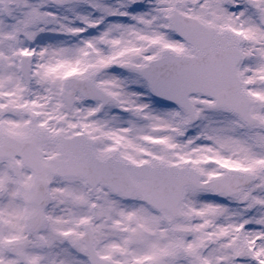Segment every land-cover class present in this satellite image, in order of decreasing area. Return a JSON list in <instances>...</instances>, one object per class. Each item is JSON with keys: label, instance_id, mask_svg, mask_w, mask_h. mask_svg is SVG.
Listing matches in <instances>:
<instances>
[{"label": "snow or ice", "instance_id": "6c2138e0", "mask_svg": "<svg viewBox=\"0 0 264 264\" xmlns=\"http://www.w3.org/2000/svg\"><path fill=\"white\" fill-rule=\"evenodd\" d=\"M0 264H264V0H0Z\"/></svg>", "mask_w": 264, "mask_h": 264}]
</instances>
